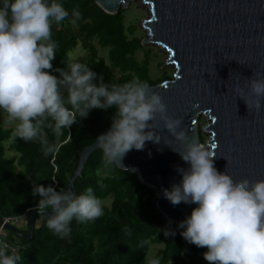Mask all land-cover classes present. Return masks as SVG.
<instances>
[{
	"label": "clouds",
	"instance_id": "obj_1",
	"mask_svg": "<svg viewBox=\"0 0 264 264\" xmlns=\"http://www.w3.org/2000/svg\"><path fill=\"white\" fill-rule=\"evenodd\" d=\"M68 16L55 0L50 4L46 0H0V110L7 116L6 123L14 127L11 139L39 140L44 156H55L61 144L58 140L49 143L46 129L59 137L78 118H87L92 109L114 108L111 126L96 138V146L105 167H118L129 151H143L146 142L160 144L153 124L159 119L183 145V151H172L189 165L177 169L182 179L170 191L163 190V196L173 206L198 205L179 223L180 235L190 244L207 248L203 258L208 264H264V180L234 181L226 171L218 172L215 152L206 144L189 141L181 129L182 119L167 114L162 97L147 81L133 78L120 85L106 84L102 76L79 62L68 64L67 70L55 69L59 78L51 75L58 48L51 39L52 23L59 25ZM72 17L75 24L81 12L73 10ZM238 91L243 95V89ZM262 98L264 78L256 74L249 80L243 101L248 109L259 110ZM32 195L40 197L36 210L46 217V227L61 238L70 234L73 219L82 224L103 214L91 187L76 196L33 183ZM49 209L52 214L46 215ZM164 235L175 232L166 230ZM20 260V255L9 254L7 243L0 244V264H19Z\"/></svg>",
	"mask_w": 264,
	"mask_h": 264
},
{
	"label": "trees",
	"instance_id": "obj_2",
	"mask_svg": "<svg viewBox=\"0 0 264 264\" xmlns=\"http://www.w3.org/2000/svg\"><path fill=\"white\" fill-rule=\"evenodd\" d=\"M51 2L53 0H46V3ZM55 2L60 3L69 16L59 25L52 23L51 39L58 48L51 75L59 78L55 69L67 70V64L75 62L70 60V54L81 46L86 57H80L79 63L86 64L98 77L102 76L106 84L120 85L139 78L155 86L172 79L163 62H158L152 73L149 52L142 51L145 49L142 36L137 34L135 26L126 25L122 9L109 14L94 0ZM73 10L81 12V19L75 24L71 23ZM139 52L142 58L138 57ZM94 82L98 84L99 80ZM64 96L66 98V92ZM114 113V108L92 109L87 118H78L70 129L62 130L59 137L46 129L48 142L58 140L61 144L55 156L47 157L39 140H13L14 129L0 124V220L17 218L19 222L21 219L26 227L20 231L28 233V216L36 210L40 199L32 195L33 183L65 191L79 154L109 130ZM199 136L202 143L205 136ZM102 157L100 149L89 155L80 176L73 182V193L79 196L91 187L101 204L109 203L102 205L103 214L82 224L73 219L70 234L63 238L46 224L38 226L42 218L39 214L35 216V228L29 240L3 230L6 241L18 249L19 264H152L155 258L159 264H208L203 258L207 248L185 241L180 235L183 231L178 227L180 222L163 221L155 207L156 193L142 185L136 173L115 166L105 167ZM166 230L175 235L165 236ZM153 245L159 248L155 258L148 260Z\"/></svg>",
	"mask_w": 264,
	"mask_h": 264
},
{
	"label": "water",
	"instance_id": "obj_3",
	"mask_svg": "<svg viewBox=\"0 0 264 264\" xmlns=\"http://www.w3.org/2000/svg\"><path fill=\"white\" fill-rule=\"evenodd\" d=\"M131 1L94 0L109 14L118 13ZM142 2L150 10L144 25L147 42L167 53L166 63L175 68L171 80L150 86L162 97L167 114L182 119L181 129L190 142L197 143H201L198 119L206 116L210 124L202 131L210 134L205 144L216 154V170L226 171L234 181L264 180V98L259 110L248 109L243 101L249 93V80L256 74L264 78V0ZM238 89L244 90L243 95ZM153 124L161 136L160 144L146 142L143 151H129L118 168L136 173L140 183L156 193L155 207L163 221L178 224L198 205L173 206L164 198L163 190L170 191L179 184L182 177L177 169L189 165L172 151H183V145L164 129L163 122L157 119ZM97 149L95 141L81 151L65 192L73 193L75 178ZM37 214V210L29 214L26 234L3 220L0 226L29 240ZM51 214L46 210V215Z\"/></svg>",
	"mask_w": 264,
	"mask_h": 264
},
{
	"label": "rangeland",
	"instance_id": "obj_4",
	"mask_svg": "<svg viewBox=\"0 0 264 264\" xmlns=\"http://www.w3.org/2000/svg\"><path fill=\"white\" fill-rule=\"evenodd\" d=\"M124 16H125V22L127 26H135L137 29V34L142 36V44L145 47V49H142L143 52H149V57H150V66H151V71L152 73L154 72V66H156V64L158 62H163V66L165 68V70L169 73V75L171 77H173L174 72H175V68L173 67V65L167 64L166 62L168 61V54L167 53H163V51L161 49H159L157 46H154L152 44H149L147 42L148 40V36H147V30L145 29V22L147 20H149L150 17V10L148 5H146L145 3L142 2V0H132L130 3H128L125 7H123L122 9ZM149 49V50H148ZM100 54L105 55V51H100ZM139 58H142L141 52H139L138 54ZM80 57L85 58L86 56H84V52L81 48V46H78L75 51H73L70 54V60H73L75 62H79L78 59ZM69 64V63H68ZM67 64V65H68ZM160 74V73H159ZM156 72V75H159ZM6 119L7 116L6 114L3 112V110H0V124L9 128H13V126H9L6 123ZM210 124V121L208 120V118L204 115H200L199 119H198V123L197 126L199 125V135L200 134H204V141L202 142L203 144H205L209 138H210V134L209 133H204L202 130L208 125ZM200 139V136H199ZM9 155H12L11 153H8ZM108 202H105L101 205H108ZM46 218L42 217L37 225H41V224H46ZM20 230H23L26 227V224L23 225H16ZM159 246H151L150 247V251L148 254L147 259H153L155 258L156 252L158 250ZM156 260V258L154 259Z\"/></svg>",
	"mask_w": 264,
	"mask_h": 264
},
{
	"label": "built area",
	"instance_id": "obj_5",
	"mask_svg": "<svg viewBox=\"0 0 264 264\" xmlns=\"http://www.w3.org/2000/svg\"><path fill=\"white\" fill-rule=\"evenodd\" d=\"M4 223H11V222H14V223H17L18 222V219L17 218H10V219H6V220H3ZM3 226L1 225L0 226V244H3V243H7L8 245V251H10L11 253H16L17 252V248L12 246L8 241H6L5 239V235L3 233Z\"/></svg>",
	"mask_w": 264,
	"mask_h": 264
},
{
	"label": "crops",
	"instance_id": "obj_6",
	"mask_svg": "<svg viewBox=\"0 0 264 264\" xmlns=\"http://www.w3.org/2000/svg\"><path fill=\"white\" fill-rule=\"evenodd\" d=\"M19 224H20V225H23V224H25V223H24L23 220L20 219L19 222H18L16 225H19ZM16 225H15V226H16ZM16 227H17V226H16ZM17 228H18V227H17ZM18 229H19V228H18Z\"/></svg>",
	"mask_w": 264,
	"mask_h": 264
},
{
	"label": "bare ground",
	"instance_id": "obj_7",
	"mask_svg": "<svg viewBox=\"0 0 264 264\" xmlns=\"http://www.w3.org/2000/svg\"><path fill=\"white\" fill-rule=\"evenodd\" d=\"M164 216H165L166 219H168V220H170V221H174L173 219H171V217L166 216V215H164ZM177 220H180V217H179Z\"/></svg>",
	"mask_w": 264,
	"mask_h": 264
}]
</instances>
